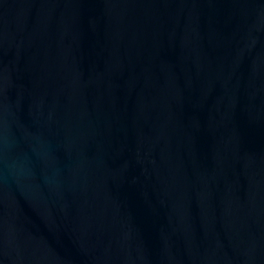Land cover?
<instances>
[{
	"label": "water",
	"instance_id": "obj_1",
	"mask_svg": "<svg viewBox=\"0 0 264 264\" xmlns=\"http://www.w3.org/2000/svg\"><path fill=\"white\" fill-rule=\"evenodd\" d=\"M0 264H264V0H0Z\"/></svg>",
	"mask_w": 264,
	"mask_h": 264
}]
</instances>
